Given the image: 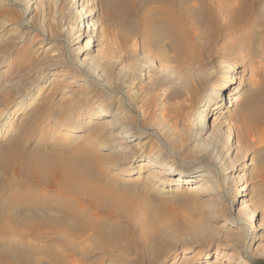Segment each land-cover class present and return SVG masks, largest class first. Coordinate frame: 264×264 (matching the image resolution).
Returning a JSON list of instances; mask_svg holds the SVG:
<instances>
[{
    "label": "rangeland",
    "instance_id": "rangeland-1",
    "mask_svg": "<svg viewBox=\"0 0 264 264\" xmlns=\"http://www.w3.org/2000/svg\"><path fill=\"white\" fill-rule=\"evenodd\" d=\"M212 3L217 27L206 24L201 16L197 20L182 19L179 50L169 38L152 39L162 25L153 22L149 26L153 33L144 37L136 30L137 25L133 30L117 26L104 12L102 0H0V158L14 141L24 140L27 151H40L42 159L56 156L88 162L83 177L87 186L99 188L104 196H114L121 204L141 207L138 213L142 218L132 222L121 218L118 225L123 231L132 226V232H128L137 248H142L145 264H216L218 249L228 257L217 264H264V121L245 122L249 124L245 127L240 117L242 105L237 104L229 109L230 113L220 115V121L209 132L201 136L197 129L204 102L224 82L228 65L241 64L244 72L240 76L249 77L235 95L262 93L264 0ZM156 6L148 7L144 16ZM82 10L94 13L95 25L88 28L86 24L89 36L95 35L84 43L90 39L95 42L107 33V46L100 43L105 56L98 57L95 48L80 54L77 48L82 43H70L75 35L73 27L83 20ZM154 16L160 18L161 14ZM84 19L87 22L88 18ZM46 45L53 48L43 52ZM54 52L60 53L58 61H66L71 67L67 74L60 69L42 70ZM122 112L138 136L134 145L140 142L127 152L118 150L121 138L115 135L120 130L117 117ZM217 151L226 158L223 172L249 174L253 188L243 200L256 208L253 218L249 207L238 202V191L221 192L218 199L209 194L194 197L191 186L202 182L197 178L189 187L160 193V183L155 181L153 188L147 180L164 164L179 169L183 175L192 173L200 163L214 161ZM142 160L147 165L139 174ZM125 165L132 166L130 171L114 176ZM3 177L0 170V179ZM218 178L220 175L214 180ZM241 184L235 181L234 185ZM204 187L210 189L206 184ZM23 195L18 194L20 198ZM143 199L149 202L150 209L143 210ZM110 212L104 217L102 213V219L109 218ZM252 220L256 230L247 239ZM7 224L16 230L12 223ZM167 227L174 228L173 234L160 236ZM155 236L161 243L153 244ZM53 238L46 242L27 239L30 246L42 247L51 244L56 236ZM116 241L125 242L121 237ZM86 244L88 249L96 250L94 258L118 264L117 257L102 258L100 247L95 248L99 243L94 245L88 240L82 245ZM59 247L55 244V249L63 252ZM136 252L126 253V257L133 258ZM229 254L235 257L229 258ZM183 257L186 259L181 261ZM34 264L50 262L38 255Z\"/></svg>",
    "mask_w": 264,
    "mask_h": 264
},
{
    "label": "bare ground",
    "instance_id": "bare-ground-1",
    "mask_svg": "<svg viewBox=\"0 0 264 264\" xmlns=\"http://www.w3.org/2000/svg\"><path fill=\"white\" fill-rule=\"evenodd\" d=\"M102 1L104 12L106 15L110 16L112 22L114 21L117 26L133 30V27L137 25L139 29L136 27V30L144 37L145 34L151 36L153 33L149 29L150 24L153 22L162 25L161 28H157L156 34L154 33L155 35L152 34V39L154 38L153 40L155 41H161L164 38H169L172 45L179 50H181V42L183 41L181 35L182 30L179 24L182 22V19L197 20L198 17L201 16L199 18H202L206 24L210 26L215 25L212 0H196V3H193L195 0ZM155 4L158 5V7L156 6L155 9L153 8L148 16H144L143 12L151 5ZM196 7H198V10L195 12L194 9H196ZM83 11L84 10L80 11V15L83 16L81 25L75 24L73 27L75 35L70 43H75V45L82 43V47L80 46V48H77L80 54H84L88 52L89 49L95 48L98 57L102 55L105 56L106 52L102 50L103 48H100V43L103 42L102 47L104 45L107 46L108 42L105 40L107 33L105 36H102V41H100L102 37L96 35L98 39L95 42L92 41L93 39H90L84 43V40L91 36H89L90 31L85 30L86 24L88 28L95 25L92 18V16H94L92 14L94 13L90 12L88 14L87 10ZM156 13L161 14V19L154 16ZM245 16L247 17V15ZM86 17L88 18L87 22L84 19ZM238 18H241V16ZM235 19L237 20V18ZM162 28L164 30H162ZM94 35L95 34H92L91 38L94 37ZM35 38L37 37L35 36ZM52 48L53 45L48 47L46 45L43 52H47ZM59 55V52L50 54L49 56L51 59H49L51 61H48L46 65L44 64L42 70L48 72L49 69H60L61 73L67 74L71 67L67 63L65 64L66 61L64 63L58 61ZM52 61L53 63H51ZM242 67L241 64L233 63L228 65L225 69L224 82L216 86L213 94L204 102L205 104L201 109L200 122L197 123L198 135L202 136L209 132L210 129L214 128L220 121V115L230 113L229 109L237 104L239 106L240 104L242 105V109L240 108V117L244 120L245 127H249V124L247 126L245 122L249 123L250 121H255L254 123H256V120L264 121V113L262 111L264 110V87L262 88V93L259 95L258 93H252L244 97L235 95L240 92L239 86L246 84L249 79V77L240 76L244 72V69L241 70ZM241 98L243 99L242 102L238 103L237 100ZM117 118L119 120L118 123H120V130L119 133L115 135L121 138L118 142L121 147H119L118 150L127 152L136 145L138 146L140 142L134 145V143L137 142L136 140H138V136L135 134L131 124L128 123L129 121L127 122L124 120L123 112L120 113ZM144 137H149V134ZM202 146L200 147L203 148ZM39 152L40 151H33L29 153L24 140H17L16 142L14 141V145L9 148L8 153L0 158V170L4 174V177L0 179V264H9L8 261H10V264L11 261L16 264H34L35 258L38 255L45 256L50 264H106L104 261H100L99 258H94L95 254H97L95 249H88V244L85 246L82 245L84 242H88V240H91L94 245L97 243L100 244V246L96 245L97 247L95 248L98 249V247H100L99 250L102 251L101 253L104 255V257H102L103 259L108 258L110 255V257H112L111 259L114 257L118 258V264H145L144 256L139 249L141 247L137 248L138 245L134 244L132 241L133 238H131L132 235L128 232H132V230H129L132 226L130 225L129 229H127V231L124 230V232L118 225V219L121 218L130 222L137 221L140 217L138 210L141 207H139V205L137 206L138 208L134 206V209L130 204H121L116 197L104 196L98 191L99 188L93 189L89 187V185L87 186L83 182V177L86 174V169L88 170V162L84 163L79 160V158L68 160L56 156L51 157V159H42ZM229 152L230 150L228 154ZM223 155L224 154L220 151H217L214 161L210 163H200L196 168H193L192 173L187 175L181 174L182 172L179 169L177 170L170 167L168 164H164L153 173L151 172L150 178H147V180H149V184L153 188L156 187L153 183L158 181L160 183V188L157 187L159 190L158 192L168 193L173 191L174 187H177V189L189 187L191 183H195L197 178H199L198 180L202 182L190 188V194H193L194 197L201 194H209L218 199L217 197H221V192H228V190H230L231 192L229 194H232V192L238 191L241 193L239 199L237 198L238 202L246 206L247 202L243 199L249 197L250 191H252L253 188V183L250 182L249 174L245 173L242 176H238L235 173L227 174L223 172L221 168L226 164V158ZM146 165V161L142 160L139 167L143 166V168L139 170V174L145 171L143 169H145ZM151 165L155 164L152 162ZM131 168L132 166L127 168L125 165L120 171L114 172V176L124 175L128 173ZM244 169L248 170V167L245 166ZM216 175H220V178L214 180ZM235 181L238 184L242 183L240 187H235ZM205 184L207 188H210L209 190L204 187ZM114 193L115 192H113V194ZM18 194L25 195L20 198ZM118 197L120 198L121 196L119 195ZM214 199L215 198L212 197V200ZM142 201H144V199ZM235 202H237V200H235L234 203ZM148 203L146 201L143 202V210L150 209ZM248 207L247 205V208ZM249 209L253 218V216L256 215V208L252 206L249 207ZM108 211H111L110 213L112 215L110 214L109 218L103 220L101 214L103 213L104 217V214H107ZM139 212H141V209ZM112 217L116 219H111ZM8 222L12 223L16 230L11 228L12 226H8ZM250 228L247 239H250V234L256 230L253 220L251 221ZM173 230V227H167L160 236H170L173 234ZM143 232L146 233L145 230ZM13 235H18L20 238L15 239L12 237ZM53 235L56 236V239L51 241V244L42 247L30 246L27 239L32 238V240L36 239L46 242L50 241ZM82 237H85V239L81 240ZM118 237L124 238L125 242L117 243L118 240L116 241V239ZM144 239L147 240L146 238ZM260 239L262 238L260 237ZM159 240L160 238L155 236L152 242L156 245ZM57 243L61 245L63 252L62 249L61 251L55 249V244ZM152 246L153 245H151V247ZM113 249L122 251L124 256L122 254L118 255ZM135 252L136 254L133 258L126 257V253L134 254ZM186 257H183L181 261L185 260ZM226 257H228V254L224 250L218 249L214 263L217 264L222 262ZM234 257L233 254H229V258ZM155 260H153V262ZM108 264H115L114 260L109 261Z\"/></svg>",
    "mask_w": 264,
    "mask_h": 264
}]
</instances>
